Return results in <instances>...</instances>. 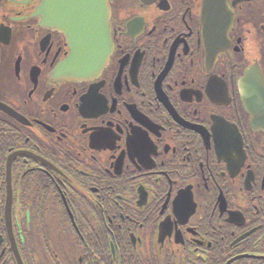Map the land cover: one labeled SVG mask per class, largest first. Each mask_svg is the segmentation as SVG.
Returning <instances> with one entry per match:
<instances>
[{"label":"flooded vegetation","instance_id":"1","mask_svg":"<svg viewBox=\"0 0 264 264\" xmlns=\"http://www.w3.org/2000/svg\"><path fill=\"white\" fill-rule=\"evenodd\" d=\"M106 2L75 81L80 1L0 0V264H264V0Z\"/></svg>","mask_w":264,"mask_h":264},{"label":"water","instance_id":"2","mask_svg":"<svg viewBox=\"0 0 264 264\" xmlns=\"http://www.w3.org/2000/svg\"><path fill=\"white\" fill-rule=\"evenodd\" d=\"M54 8L56 0H46ZM66 1V0H65ZM70 1V0H69ZM80 1L83 19H88L86 28H69L66 31L70 53L56 68L55 74L75 81L97 77L107 63L110 50L109 9L106 0ZM51 10H49L50 13ZM53 14H49V16Z\"/></svg>","mask_w":264,"mask_h":264}]
</instances>
